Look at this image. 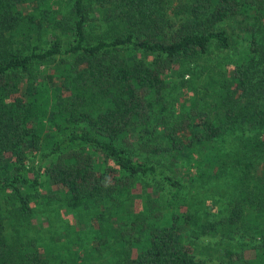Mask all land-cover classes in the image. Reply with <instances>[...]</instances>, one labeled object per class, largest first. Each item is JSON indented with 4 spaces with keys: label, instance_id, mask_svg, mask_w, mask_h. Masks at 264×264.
Returning a JSON list of instances; mask_svg holds the SVG:
<instances>
[{
    "label": "trees",
    "instance_id": "16d2710c",
    "mask_svg": "<svg viewBox=\"0 0 264 264\" xmlns=\"http://www.w3.org/2000/svg\"><path fill=\"white\" fill-rule=\"evenodd\" d=\"M22 1L0 0V28L55 34L0 55V264H264V0ZM199 61L205 86L170 109L169 78ZM38 200L74 240L18 236ZM191 234L250 241L206 262Z\"/></svg>",
    "mask_w": 264,
    "mask_h": 264
},
{
    "label": "rangeland",
    "instance_id": "374dc122",
    "mask_svg": "<svg viewBox=\"0 0 264 264\" xmlns=\"http://www.w3.org/2000/svg\"><path fill=\"white\" fill-rule=\"evenodd\" d=\"M66 1L67 0H51L52 8L53 6H56L59 13H66L68 9V3L66 5ZM30 2H32V0H25L17 5L21 13L24 14L26 12H30ZM56 7L54 9H56ZM108 27L109 25L107 26L99 24L94 28L93 33L95 35H99L100 33L107 30ZM54 34V31L46 29L37 34H31L28 37L14 38L8 36L7 32L3 28H0V55H3L5 51L7 52L13 49H19L26 52L31 45H37L39 47L45 46L51 39L50 37ZM58 36L61 39V43L63 45H66L67 37L61 33H58ZM213 54H215V52ZM206 67L207 65L204 61H199L197 63H194L193 65H189L182 72H179L178 69L176 70V72H174V74L177 73L180 76L179 78H175L177 76V74H175V76H171L169 78L170 81L172 80L173 87L171 89L169 88L170 93L166 97V99H171V103H169L170 109H174L175 111L179 112L183 109V107H185L183 101L187 98L186 94H184L187 85L192 84L193 86L197 87L205 86L204 83L207 80L206 76L207 74H209V72L205 70ZM212 71L216 70H211V72ZM182 81L184 82L183 84H181ZM2 165L3 164L0 163V168L3 167ZM32 174L39 179L40 183H43V185L45 184L46 177L43 175L41 167L39 168L35 165L30 175ZM208 187V189L201 190L205 191V196H203L202 198L203 201L210 200V196L213 195L212 191H214V188L209 185ZM0 195L5 194L0 193ZM0 200L3 201V198L1 197ZM1 206L3 205H0V207ZM30 207L32 212L29 216H27L26 221L21 222L20 224L18 223L15 227L18 236L19 234L22 235V238L24 239L23 241L27 239H33L39 243L38 246L46 244L49 246V248H52L51 245L53 246V244H57L56 246H61V244L69 243V240H74L75 237L69 234L68 236V232L66 230V228L71 225L76 228L75 218L72 217L71 213H66L63 208H60L56 204L44 203L41 200L36 201V203H31ZM9 208L10 206L7 207V209ZM4 216V234L5 237L9 241H11L10 234L12 232L14 233V230L11 227L18 221H16L15 218L11 219V221H9L10 225L7 229L6 222L11 218V213H4ZM80 227L81 225L79 226V228ZM235 238L236 239L234 241H227L218 234L200 235L197 237L191 234L187 242L190 243V247L192 248V253L195 258L204 260L206 262H216V260L219 259L218 255H220L218 250H221L224 247H232L235 242L244 243L250 241L249 237L245 234H241L239 236H236ZM61 258L67 259V255L62 253Z\"/></svg>",
    "mask_w": 264,
    "mask_h": 264
}]
</instances>
